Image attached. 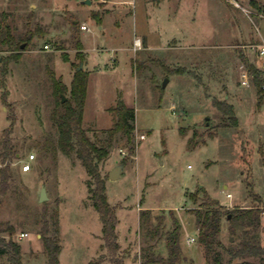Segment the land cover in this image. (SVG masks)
<instances>
[{
    "label": "rangeland",
    "instance_id": "374dc122",
    "mask_svg": "<svg viewBox=\"0 0 264 264\" xmlns=\"http://www.w3.org/2000/svg\"><path fill=\"white\" fill-rule=\"evenodd\" d=\"M89 1L0 0V41L8 26L19 43L17 51L0 45V153L8 128L15 155L35 156L27 173L13 158L0 157V171L8 166L9 175L7 190H0V222L14 228L15 241L20 233L29 234L19 241L27 264H42L34 235H40L44 220L48 235L58 229L61 264H87L94 254L105 255L102 264H115L103 247L86 169L75 155L54 152L49 144L57 138L49 73L66 85V99L74 73L83 71L88 81L82 124L93 142L106 145L112 126L108 108L119 96L135 110L130 140L118 133L98 164L108 201L116 208L121 264H140L141 249L156 239L141 229L139 205L153 216L164 215L157 235L172 229L169 210L178 219L176 264H208L189 210L197 204L189 195L201 196L198 191L204 189L223 213H235L258 204L248 196L246 184L252 183L264 202V98L258 107L251 77L245 83L242 59L258 65L250 45L264 40V0ZM216 102L232 106L236 125ZM117 165L120 176L110 180ZM41 185L48 197L44 202L38 201ZM230 217L221 218L218 239L225 247L235 245L246 229ZM0 236L9 239L7 232ZM188 238L194 241L187 243ZM258 238L264 244V216ZM154 252L167 257L165 237ZM241 261L264 264L256 257L232 263ZM0 264H9L7 256ZM222 264H228L225 251Z\"/></svg>",
    "mask_w": 264,
    "mask_h": 264
},
{
    "label": "trees",
    "instance_id": "16d2710c",
    "mask_svg": "<svg viewBox=\"0 0 264 264\" xmlns=\"http://www.w3.org/2000/svg\"><path fill=\"white\" fill-rule=\"evenodd\" d=\"M253 5L260 10L261 6L253 1ZM5 36L0 41V45L6 44L11 47V50L17 51L19 43L15 42V38L11 35L8 26H6ZM32 37V35H31ZM30 37V38H31ZM26 43L28 38H24ZM25 43V45H26ZM75 47L78 51L77 56L80 55L81 45L77 39ZM82 60V55L79 56ZM62 58L67 60V55L62 54ZM243 63L248 69L251 82L256 88V105L260 107L263 103L264 89H262L263 79L260 72L252 63L246 62L243 56ZM4 73V71H1ZM53 93L55 95L54 108L50 113V119L53 122L57 138L55 142L49 143L50 149L54 152H61L70 157L75 155L78 158L89 176L87 188L89 192V199L93 207L98 213L101 222V236L103 240V247L106 249L110 259L115 264H121L122 260L118 257L120 245L117 241L116 227L118 224V217L116 214L115 206L111 205L108 201L106 194L105 180L106 177L102 176L99 171V162L108 156L107 147L110 145L114 137L121 133L127 141L130 140L134 130L135 110L127 106L124 101L117 98L114 106L108 108L112 115V126L106 130L108 140L106 145H98L93 142L87 135V130L83 127V112L87 93L88 74L83 71H76L73 75L69 87V97L64 101L62 95L66 94V85L54 76L52 72L49 73ZM2 102L6 105L5 97H2ZM216 104L225 112L228 119L231 120L233 125L237 124V119L234 115L232 106L226 103ZM13 117H11V125ZM12 131V130H11ZM211 136V135H210ZM9 136V129L3 131L2 152L0 157L2 160L8 157L14 158L16 151L13 149ZM0 190L4 193L7 190V181L9 179L8 166L4 167L1 171ZM248 188V196L253 204L247 208L238 209L235 213H223L219 208V202L209 196L206 190L201 189L197 194H190L189 199L197 204L196 207L189 209L195 217V226L197 229V241L204 247L205 257L208 264H222V251L228 254V264H254L251 261H241L232 263L235 259L245 257L264 258V244L258 238V231L260 229V218L264 216V202L255 195L252 183L246 184ZM172 220V229L170 231H162L161 235H157L163 227L164 215H151L149 209L139 212V222L141 229H145L151 238H156L154 243L148 244L140 251V264H176L180 260L179 256V236L181 225L176 217L173 216L172 210H169ZM231 214L229 221H235L243 226L241 239L233 246L225 247L218 239L221 230V218ZM154 218L155 225L152 226L151 220ZM7 232L9 239L6 240L0 236V258L7 256L9 264H23L20 252V245L17 241L12 239L14 228L7 226L3 228L0 222V233ZM48 223L43 221L40 230V239L43 245V253L46 256L45 264H59V253L61 251L60 239L57 233L50 236ZM165 237L166 247L168 250L167 257L154 252L155 246L159 240ZM105 260V255L101 254L91 259L88 264H102Z\"/></svg>",
    "mask_w": 264,
    "mask_h": 264
},
{
    "label": "built area",
    "instance_id": "2783aa9c",
    "mask_svg": "<svg viewBox=\"0 0 264 264\" xmlns=\"http://www.w3.org/2000/svg\"><path fill=\"white\" fill-rule=\"evenodd\" d=\"M240 8H242V10H244L245 13H247V14L251 13L249 10H247L244 7H240ZM81 29L87 30L88 28L85 25H82ZM139 45H140L139 39H135L134 40V46H139ZM44 48L48 49V45H44ZM250 48L253 50V52L255 53V56L258 59V65H256V66L254 65V66L260 72V76L263 79L262 88H264V40H261L259 43H254V44L250 45ZM248 76L250 77V74H249L248 69L246 68V73L244 75L245 83L246 82L248 83ZM139 138L143 139L144 135H140ZM34 158H35V156L33 154H28L26 159L19 160L21 171H23V172L29 171L31 169V163L30 162ZM27 235H28L27 233H20V237H26ZM193 241H194V238H188L187 239V243H191Z\"/></svg>",
    "mask_w": 264,
    "mask_h": 264
},
{
    "label": "crops",
    "instance_id": "0c3cea01",
    "mask_svg": "<svg viewBox=\"0 0 264 264\" xmlns=\"http://www.w3.org/2000/svg\"><path fill=\"white\" fill-rule=\"evenodd\" d=\"M111 2H112V0H111ZM135 37H137V36H135ZM140 41V40H139ZM0 100H1V98H0ZM4 109V108H3ZM27 158V155L24 157V158H20V155H15V157L13 158V160L16 162V164H18L19 165V170H20V172L21 173H27V172H29L31 169H32V167H33V164H34V162H35V158L30 162L31 163V169L29 170V171H26V172H23V171H21V169H20V162H19V160H21V159H26ZM119 176H120V174H119ZM42 186V185H41ZM146 208L144 207V206H140L139 205V208H138V210H145ZM137 216H138V218H139V213L137 214ZM118 225V224H117ZM28 234V233H27ZM29 236V234L26 236V237H28ZM35 236V240H36V244H37V249L41 252V256H42V264H45V261H46V259H45V256H44V253H43V245H42V241H41V239H40V235L39 234H35L34 235ZM26 237H21V239L19 240V241H21L23 238H26ZM97 240H99V239H97ZM19 241H17L18 243H19V245H20V252H21V258L24 256V253H25V251L26 250H24V248H23V246H22V244L19 242ZM29 248V247H28ZM61 256H62V247H61V251H60V253H59V264H61ZM94 256H95V254L93 255V258H94ZM92 258V259H93ZM91 260V259H90ZM89 260V261H90ZM88 261V262H89ZM23 263H25V264H27V262H25V261H23ZM88 264V263H87Z\"/></svg>",
    "mask_w": 264,
    "mask_h": 264
},
{
    "label": "water",
    "instance_id": "95a60500",
    "mask_svg": "<svg viewBox=\"0 0 264 264\" xmlns=\"http://www.w3.org/2000/svg\"><path fill=\"white\" fill-rule=\"evenodd\" d=\"M84 3H85V4H89L90 1H89V0H84ZM24 46H25V44H22V45L20 46V48L23 49ZM81 67H82V65L80 64L79 67H78L77 69L80 70ZM164 85H165V82L163 83L162 86H164ZM64 100H65V96L62 95V100H61V101H64ZM206 119H207V117H206ZM120 169H121V165H117V166H115V167L109 172V175H108L109 179H110V180H115V179H117V178L119 177ZM47 199H48V197H47V193H46L45 186L42 185L41 188H40V193H39L38 201H39V202H44V201H46Z\"/></svg>",
    "mask_w": 264,
    "mask_h": 264
}]
</instances>
